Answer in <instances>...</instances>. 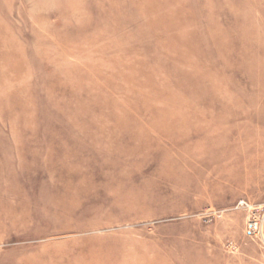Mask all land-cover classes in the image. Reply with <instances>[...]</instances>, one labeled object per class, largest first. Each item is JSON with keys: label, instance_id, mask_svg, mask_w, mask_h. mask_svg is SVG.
Masks as SVG:
<instances>
[{"label": "rangeland", "instance_id": "374dc122", "mask_svg": "<svg viewBox=\"0 0 264 264\" xmlns=\"http://www.w3.org/2000/svg\"><path fill=\"white\" fill-rule=\"evenodd\" d=\"M0 264H264V0H0Z\"/></svg>", "mask_w": 264, "mask_h": 264}, {"label": "built area", "instance_id": "2783aa9c", "mask_svg": "<svg viewBox=\"0 0 264 264\" xmlns=\"http://www.w3.org/2000/svg\"><path fill=\"white\" fill-rule=\"evenodd\" d=\"M256 226V225H255Z\"/></svg>", "mask_w": 264, "mask_h": 264}]
</instances>
